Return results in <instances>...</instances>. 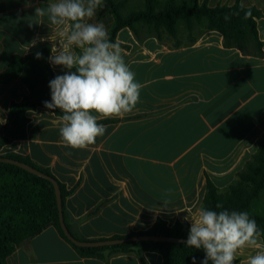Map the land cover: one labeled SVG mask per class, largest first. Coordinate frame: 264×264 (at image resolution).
Masks as SVG:
<instances>
[{
    "label": "crops",
    "instance_id": "1",
    "mask_svg": "<svg viewBox=\"0 0 264 264\" xmlns=\"http://www.w3.org/2000/svg\"><path fill=\"white\" fill-rule=\"evenodd\" d=\"M119 1L123 14L145 10L147 4ZM237 1L207 0V5L232 6ZM239 1L261 12L257 19L261 54L225 47L217 31L196 30L197 40L189 44L186 33L174 38L163 30L123 28L117 42L143 85L131 113L101 120L107 121L103 137L87 149H71L61 142V117L38 108L28 114L27 137L0 148V155H18L47 169L71 191L63 212L74 236L99 241L146 232L158 219L169 226L184 221L202 206L207 179L225 191L264 146V0ZM52 2L0 0V74L14 56L57 42L55 27L46 17L35 16L36 7ZM102 9L92 22L103 23L109 34L115 20ZM41 37L49 39L40 42ZM34 39L37 44L31 47ZM52 68L58 75L65 71ZM27 93L19 79L0 86L1 124L11 103ZM258 244L264 246L261 237ZM256 250L240 252L236 264H247ZM143 258L146 264H163L156 252L146 251ZM7 264L142 262L135 253L113 255L108 261L83 257L50 225L17 247Z\"/></svg>",
    "mask_w": 264,
    "mask_h": 264
},
{
    "label": "trees",
    "instance_id": "2",
    "mask_svg": "<svg viewBox=\"0 0 264 264\" xmlns=\"http://www.w3.org/2000/svg\"><path fill=\"white\" fill-rule=\"evenodd\" d=\"M145 10L123 14L119 0H104L103 14L114 17V25L109 33L113 42L123 28L137 31L138 27H147L151 31H166L177 38L180 29L187 34V43L196 42V30L217 31L224 37L227 48H237L245 54H261L263 42L257 29V19L261 12L256 8H246L238 0L232 6L211 8L207 0H146ZM50 46L41 48L42 59H36L33 52L25 56H14L8 68L0 74V86L19 79L28 93L19 102H12L5 124L0 123V148L27 137L29 112L45 108L43 101H50L49 81L58 74L47 61ZM61 117L60 111L54 112ZM105 123L107 121H98ZM18 160L43 172L49 178L40 177L18 165L0 161V264H7L8 257L25 241L40 234L52 225L83 257H98L106 261L113 255L135 253L142 264H146L143 253H159L163 264H200L204 258L202 250L185 247L184 242L131 241L100 247H80L72 243L64 234L60 225V213L55 186L57 181L62 195V204L70 195L66 187L47 169L40 168L29 159L18 155H0ZM223 207L216 208L217 204ZM216 211H246L255 219L264 241V146H260L245 168L238 173L236 183L225 191L216 187L207 179L206 193L202 203ZM64 214V212H63ZM65 219V218H64ZM190 223L177 221L169 226L158 219L146 232H132L110 239H127L132 236L156 235L187 239ZM72 233V232H71ZM76 237V236H75ZM77 238V237H76ZM79 239V238H77ZM81 241H86L79 239Z\"/></svg>",
    "mask_w": 264,
    "mask_h": 264
},
{
    "label": "clouds",
    "instance_id": "3",
    "mask_svg": "<svg viewBox=\"0 0 264 264\" xmlns=\"http://www.w3.org/2000/svg\"><path fill=\"white\" fill-rule=\"evenodd\" d=\"M103 6L104 0H55L35 8V16L46 17L58 34L47 61L65 70L49 81L51 100L43 104L62 114L59 135L71 149L95 144L107 131L98 121L122 118L140 102L143 85L126 63L120 43L110 39L103 23L92 22ZM45 39L49 38L41 37L40 42ZM36 44L34 39L31 47ZM35 58L42 59L43 53L37 51ZM185 220L190 222L185 247L204 252L200 264H236L245 249H257L247 264H264V246L258 244L261 230L246 211L201 206Z\"/></svg>",
    "mask_w": 264,
    "mask_h": 264
},
{
    "label": "water",
    "instance_id": "4",
    "mask_svg": "<svg viewBox=\"0 0 264 264\" xmlns=\"http://www.w3.org/2000/svg\"><path fill=\"white\" fill-rule=\"evenodd\" d=\"M0 161L12 163L15 165H18L40 177L43 178H49L46 174L43 172L29 166L26 163L20 162L18 160L10 159V158H5L0 156ZM56 190V195H57V201H58V208H59V213H60V225L62 230L64 231L65 236L74 244L80 246V247H100V246H107V245H115V244H120L122 242H131V241H161V242H185L186 240L183 239H178V238H172V237H164V236H156V235H141V236H132L127 239H115V240H105V241H81L77 239L69 230L65 219H64V214H63V204H62V195H61V190L60 187L57 183L56 180L51 179Z\"/></svg>",
    "mask_w": 264,
    "mask_h": 264
},
{
    "label": "rangeland",
    "instance_id": "5",
    "mask_svg": "<svg viewBox=\"0 0 264 264\" xmlns=\"http://www.w3.org/2000/svg\"><path fill=\"white\" fill-rule=\"evenodd\" d=\"M161 1L163 2L164 0H161ZM180 33H181V34H185V31H184L183 28L180 29Z\"/></svg>",
    "mask_w": 264,
    "mask_h": 264
}]
</instances>
